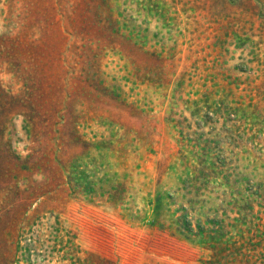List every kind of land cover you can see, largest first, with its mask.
<instances>
[{
  "label": "rangeland",
  "instance_id": "374dc122",
  "mask_svg": "<svg viewBox=\"0 0 264 264\" xmlns=\"http://www.w3.org/2000/svg\"><path fill=\"white\" fill-rule=\"evenodd\" d=\"M0 264H264V0H0Z\"/></svg>",
  "mask_w": 264,
  "mask_h": 264
}]
</instances>
